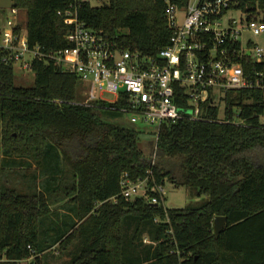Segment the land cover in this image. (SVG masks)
<instances>
[{"label":"trees","instance_id":"trees-1","mask_svg":"<svg viewBox=\"0 0 264 264\" xmlns=\"http://www.w3.org/2000/svg\"><path fill=\"white\" fill-rule=\"evenodd\" d=\"M73 1L14 0L30 44L67 46L68 26L57 11ZM163 9V0H81L78 17L154 56L170 35ZM247 10L264 21V0H247ZM32 69L33 83L24 84L0 59V264H43V253L72 243L62 264H264V162L253 159L256 151L264 156V91L227 93L241 123H165L151 162L143 133L108 103H84L74 74L41 61ZM203 112L214 116L216 109ZM19 166L32 169L22 173L23 186L15 181ZM149 171L197 199L164 210L119 194L123 173L137 180ZM216 215L226 216L217 235Z\"/></svg>","mask_w":264,"mask_h":264},{"label":"built area","instance_id":"built-area-1","mask_svg":"<svg viewBox=\"0 0 264 264\" xmlns=\"http://www.w3.org/2000/svg\"><path fill=\"white\" fill-rule=\"evenodd\" d=\"M80 1L57 11L68 26L67 46L54 50L30 44L18 8H0V59L24 72L33 73L32 65L41 61L74 74L84 87V103L104 101L126 115L128 124L150 136L151 162L165 123L183 118L241 123L234 107L229 114L227 93L264 91V48L247 38L264 32L258 2L252 15L247 0H163L168 44L147 56L88 27L78 17ZM232 13H238L237 18ZM204 109H216V114ZM120 188L125 199L139 197L167 208L164 183L157 182L151 171L137 180L123 173Z\"/></svg>","mask_w":264,"mask_h":264},{"label":"rangeland","instance_id":"rangeland-1","mask_svg":"<svg viewBox=\"0 0 264 264\" xmlns=\"http://www.w3.org/2000/svg\"><path fill=\"white\" fill-rule=\"evenodd\" d=\"M91 5H100L108 0H88ZM231 16L237 18L238 13H232L230 14ZM253 43L258 44L259 46H262L264 48V32L258 34V35H253L249 34L247 36ZM14 74H15V79L18 82L24 83V84H32L33 83V73L28 72V71H22L18 66L13 67ZM83 87L80 88V93L82 95L83 92ZM110 96V95H107ZM120 117L122 118L121 120L125 122L127 120V116L124 114H120ZM261 121L264 123V117L261 118ZM150 136L147 134H143L140 144L142 149L144 150V153L147 155L150 153V148L148 146L147 141L149 140ZM253 159L260 163L264 162V156L259 152L256 151L253 153ZM34 164V162H33ZM18 171H20L19 175L15 177V181L20 185H24V181L26 178L23 176L22 173L29 174L32 169H26L24 166H19ZM164 195H165V206L168 208H181L184 207L185 205L189 204L191 200L197 199L196 196L192 195V192L190 188L185 187V186H176L171 180L165 179L164 180ZM129 226L127 227V233H130V231L133 228V224L129 223ZM143 237V243L148 242L147 240H144L145 236ZM147 239V238H146ZM73 248V243L69 244L66 249H60L59 245H55L52 250H49L46 253H43L42 255V262L43 264H62L64 261L68 260L70 255H69V250ZM41 255V254H40ZM125 259L128 261L130 258V253L127 251ZM31 259H26L23 260L22 262L24 264H29Z\"/></svg>","mask_w":264,"mask_h":264},{"label":"water","instance_id":"water-1","mask_svg":"<svg viewBox=\"0 0 264 264\" xmlns=\"http://www.w3.org/2000/svg\"><path fill=\"white\" fill-rule=\"evenodd\" d=\"M14 6V0H0V8H7V7H13ZM226 223V216L224 215H216L213 219V233L215 235L219 234L221 230L225 227Z\"/></svg>","mask_w":264,"mask_h":264}]
</instances>
